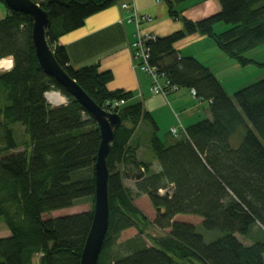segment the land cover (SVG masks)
Here are the masks:
<instances>
[{
    "label": "trees",
    "instance_id": "obj_1",
    "mask_svg": "<svg viewBox=\"0 0 264 264\" xmlns=\"http://www.w3.org/2000/svg\"><path fill=\"white\" fill-rule=\"evenodd\" d=\"M119 1L38 4L48 15L46 38L58 65L97 106L120 118L106 158L109 218L97 264H264V79L230 97L207 67L173 48L197 34L239 67L254 63L244 54L264 44V0H217L219 11L195 22L175 11L185 0H162L183 29L148 42V63L170 86L193 90L195 98L209 103V118L188 126L171 143L159 140L141 102L107 89L110 72L95 65L73 69L65 48L56 44ZM0 3L6 9L0 19V60H12V68L0 73V222L8 231L0 237V264H33L36 256L38 264H79L92 221L99 130L93 117L39 69L29 18ZM219 23L230 27L215 33ZM51 91L66 104L50 107L45 94ZM121 100L119 107L107 106ZM144 123L157 171L137 159L132 144ZM240 128L244 133L233 148L230 139ZM17 129L24 138L20 142ZM126 179L133 189L124 186ZM141 196L155 213L152 223L133 204ZM81 200L89 202L88 211L49 216ZM179 215L197 217L204 231L221 236L205 243L195 225L175 220ZM148 226L163 235L145 236ZM132 229L136 235L119 242Z\"/></svg>",
    "mask_w": 264,
    "mask_h": 264
},
{
    "label": "crops",
    "instance_id": "obj_2",
    "mask_svg": "<svg viewBox=\"0 0 264 264\" xmlns=\"http://www.w3.org/2000/svg\"><path fill=\"white\" fill-rule=\"evenodd\" d=\"M34 1L39 4L43 0ZM195 1L198 0H185L175 7V11L181 12L180 16L193 22L219 11L217 0H210L209 3L204 0ZM124 3L131 4L138 14L152 18L151 22L141 26V34L163 38L183 29L179 18L169 16L166 3L162 0H121L88 17L82 27L60 36L56 44L65 48L68 65L73 69L95 65L102 72H110L112 81L107 84V89L128 92L132 96L131 102H141L144 111L150 115L157 127L159 140L171 143L173 138L169 133L170 129L181 127L185 130L195 122L209 118V103L198 100L185 89L169 91L165 96L153 95L150 92V78L134 68L130 44L134 39L135 28L125 22L128 13L121 9ZM173 48L182 57L198 60L216 76L220 84L222 78H228V59L210 39L193 34L176 42ZM230 66L232 70L238 69L236 64ZM148 131L147 124H141L132 144L136 148L137 159L150 162L152 170L157 171L158 167L153 158L143 159L142 151L146 147ZM37 257L39 259V256L34 258Z\"/></svg>",
    "mask_w": 264,
    "mask_h": 264
},
{
    "label": "water",
    "instance_id": "obj_3",
    "mask_svg": "<svg viewBox=\"0 0 264 264\" xmlns=\"http://www.w3.org/2000/svg\"><path fill=\"white\" fill-rule=\"evenodd\" d=\"M12 12L27 16L32 26V42L39 69L53 78L95 120L100 136L94 163V200L92 221L80 254L79 264H97L108 228L109 191L106 158L115 131L120 125L117 114L97 106L56 62L46 38L48 15L32 0H3Z\"/></svg>",
    "mask_w": 264,
    "mask_h": 264
},
{
    "label": "rangeland",
    "instance_id": "obj_4",
    "mask_svg": "<svg viewBox=\"0 0 264 264\" xmlns=\"http://www.w3.org/2000/svg\"><path fill=\"white\" fill-rule=\"evenodd\" d=\"M199 2L202 0H198ZM195 1V2H198ZM204 2H210V0H204ZM6 15V9L4 7V5L2 3H0V19L4 18V16ZM213 15V14H211ZM208 17V16H207ZM230 26L229 25H225L223 23H219L217 25L214 26V32L215 33H220L225 29H228ZM224 28V29H221ZM244 57L253 61L254 63H251L249 65H247L246 67H239L237 70H232L230 65L236 64L234 61L228 59V78L227 79H221V84L223 85L226 93L228 96H232L234 92L247 87L261 79H264V69L262 67H260L257 64H264V44L257 47L256 49H253L251 51H248L244 54ZM11 58H5V60H8ZM3 60V59H1ZM227 60V59H226ZM230 66V67H229ZM8 70L6 69H1L0 73L3 72H7ZM55 93L57 94L58 92H48L46 95L50 94V93ZM59 94V93H58ZM60 95V94H59ZM60 99L62 100L63 103L61 104H56L55 102L52 103H48V101L46 100L47 104L52 107V108H57V107H61L64 106L66 104V100L65 98L60 95ZM16 127H21V125H15ZM13 128V127H12ZM244 131L242 128L238 129V131L231 137L230 139V144L233 148L237 147L239 145V142L241 140V137L243 135ZM17 139L18 141H22L23 135H22V131L17 129ZM0 145H2L0 143ZM143 153V159H150L152 158V153L151 150L149 149L148 145H146V147L143 149L142 151ZM124 186L129 188V189H133V181L131 179H126L124 180ZM133 204L135 205V207L141 212V214H143L146 219L152 223V221L154 220L155 217V213L148 201V199L145 196H141L139 198H135L133 200ZM90 209V204L87 200H81L78 205L69 208V209H63V210H59V211H55L51 214H49V216L52 217H62V216H66V215H72V214H77V213H82V212H86ZM175 220L177 222H181V223H188L191 225H195L196 227V232L200 233L203 236L204 242L205 243H209L212 240L217 239L218 237L221 236V233L219 232H206L202 229L201 227V219L194 217V216H185V215H179L175 218ZM136 235V231L135 230H129L127 232H124L120 235L119 237V242H123L124 240L131 238L133 236ZM163 235V232L158 231L157 229L153 228L152 226H148L145 229V236H149L152 238H159ZM7 236V231L6 228L4 227V225L0 222V237H4ZM244 244H249L251 241L250 240H246L243 239L241 237H238ZM145 242L147 243V245L149 246L150 243L149 241L145 238ZM38 257L33 259V264H38ZM195 264H200L199 262H194Z\"/></svg>",
    "mask_w": 264,
    "mask_h": 264
},
{
    "label": "built area",
    "instance_id": "obj_5",
    "mask_svg": "<svg viewBox=\"0 0 264 264\" xmlns=\"http://www.w3.org/2000/svg\"><path fill=\"white\" fill-rule=\"evenodd\" d=\"M121 9L126 11L128 13V17L126 18V23L133 25L135 28V35L133 42L130 44V49L132 52V59L134 61V68L145 73L151 80V85H150V92L153 95H160V96H165L169 91L174 92L176 91V87L170 86L167 81L164 80L163 76L157 73V70L153 67H151L148 63V48L146 44L148 42H152L155 40V37L149 34H141L140 29L141 26L144 23H148L152 21V18L148 15H140L138 12L135 10V8L131 4H122ZM122 23V21H120ZM3 59L2 61H4ZM8 62H10L11 66L9 69L12 67V60L8 59ZM7 69V70H9ZM191 95L194 96L195 93L193 90L190 91ZM50 95H58L60 98V95L57 93H50L46 95V100L48 103H52L53 101H50L47 96L50 97ZM52 97V96H51ZM55 99V98H52ZM64 104V102H62ZM123 104V101H114L112 103H107V106H109L111 109L115 107H119L120 105ZM104 110V109H103ZM106 111V110H105ZM108 113H111L110 111H106ZM170 135L174 138L178 137V135L184 134V131L182 130L181 127H174L171 128L169 131ZM160 194H163V191H159Z\"/></svg>",
    "mask_w": 264,
    "mask_h": 264
},
{
    "label": "bare ground",
    "instance_id": "obj_6",
    "mask_svg": "<svg viewBox=\"0 0 264 264\" xmlns=\"http://www.w3.org/2000/svg\"><path fill=\"white\" fill-rule=\"evenodd\" d=\"M10 66H11V64H10V62H8V60H4V61L0 60V70L1 69H6L7 70V69H9ZM47 97L49 98L50 101H53L56 104H58V103L61 104L62 103V100L59 98L58 95H54V96L50 95V97L49 96H47ZM52 98H55V99H52Z\"/></svg>",
    "mask_w": 264,
    "mask_h": 264
}]
</instances>
